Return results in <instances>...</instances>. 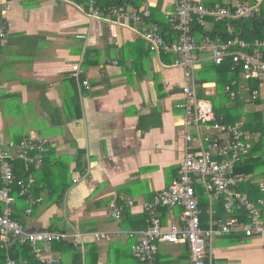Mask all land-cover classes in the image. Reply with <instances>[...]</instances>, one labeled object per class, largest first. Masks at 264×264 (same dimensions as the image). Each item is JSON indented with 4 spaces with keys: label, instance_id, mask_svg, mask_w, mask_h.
<instances>
[{
    "label": "crops",
    "instance_id": "0c3cea01",
    "mask_svg": "<svg viewBox=\"0 0 264 264\" xmlns=\"http://www.w3.org/2000/svg\"><path fill=\"white\" fill-rule=\"evenodd\" d=\"M138 4L151 10L159 6L157 17L172 27L174 0ZM3 12L7 37L0 45V139L4 145L28 136L47 139L72 181L59 206L44 202L46 191L39 193L41 202L25 216L24 227L56 226L58 232L80 234L145 230L141 204L170 185L183 159L182 110L176 108L183 99L182 70L174 61L168 63L162 55L167 53L157 57L148 50L138 37L139 25L91 20L85 6L74 0H8ZM164 36L176 43L172 34ZM75 65L87 88L69 77ZM197 92L206 99L215 95L216 86L198 85ZM78 151L85 165L82 174L74 169ZM263 174L264 168L246 175L239 190L262 194L258 185ZM119 196L132 199L135 207L117 223L108 216V203ZM198 197L200 206L201 199L208 205L203 229L227 220L216 214L221 203L210 205L201 189ZM179 214L177 208L165 209L159 218L165 226L178 223ZM134 241L112 235L95 243L87 237L81 245L72 243V252L51 249L50 254L56 264H143L131 254ZM187 249L185 244L158 245V264H190L189 253L182 256ZM207 251L216 264H264V235H223L213 238Z\"/></svg>",
    "mask_w": 264,
    "mask_h": 264
},
{
    "label": "built area",
    "instance_id": "2783aa9c",
    "mask_svg": "<svg viewBox=\"0 0 264 264\" xmlns=\"http://www.w3.org/2000/svg\"><path fill=\"white\" fill-rule=\"evenodd\" d=\"M224 7L208 8L200 0H174L170 22L176 32V43H169L160 31L148 24L151 12L149 6L130 8L128 5L99 8L95 0L89 2L87 16L91 20H123L141 27L138 37L155 56L169 53L175 57L173 66L182 70V102L176 108L182 110L181 127L184 129L183 159L176 178L170 185L157 193L151 202L141 204L147 216L148 227L142 231L57 232L48 230H27L23 224L11 217L15 203L13 187L19 188L18 195L27 198L26 215L31 207L41 202L33 198L31 189L35 181L31 175L26 180H17L13 173L15 159L27 166L40 167L51 143L38 136L22 138L18 143L3 144L0 139V248L8 251L13 242L31 248V255L38 264H56L51 253L54 243L71 242L81 245L85 238L98 243L110 236H126L135 239L131 254L139 262L157 264L158 245L185 244L189 250L190 264H216L211 260L207 244L216 237L232 232H241L246 238L264 235V200L252 201L239 188L247 182V176L236 172V167L252 156L255 135L243 129L241 120L233 125L217 122L210 100L199 97L196 74L201 63L210 61L221 66L232 60V70L239 73L245 83L234 80L224 87L225 96L233 101L240 96L245 105H252L260 98V89H251L248 83L264 85V40L249 44L242 40L221 41L203 36L200 41L193 35V27L207 28V20L252 19L260 11L261 0L256 3L227 0ZM8 0H0V45L6 42L7 23L2 18ZM84 38V37H78ZM117 64V61L113 62ZM69 77L79 88H87L88 82L81 80L79 65L72 67ZM193 130L190 133L189 130ZM264 194V182L259 183ZM198 189H201L210 205L221 203L228 216L225 221L211 223L207 229L200 225L201 209ZM135 207L132 199L119 196L108 203V216L119 223L127 209ZM179 209L178 223L162 225L159 218L164 209ZM243 213V214H242ZM243 215V219L237 217ZM5 264H16L10 258Z\"/></svg>",
    "mask_w": 264,
    "mask_h": 264
},
{
    "label": "trees",
    "instance_id": "16d2710c",
    "mask_svg": "<svg viewBox=\"0 0 264 264\" xmlns=\"http://www.w3.org/2000/svg\"><path fill=\"white\" fill-rule=\"evenodd\" d=\"M241 2H246V0H240ZM249 3H256L257 0H248ZM77 5L83 4L88 9L90 0H74ZM96 6L99 8H106L111 6H122V5H133L134 8H139V0H115L112 4H107L108 2L105 0H95ZM200 3L208 8L215 7H224L228 4L227 0H200ZM159 5V4H158ZM159 6H156L154 9H150L151 16L148 21L152 26L153 24L158 27V30L162 34L163 37L166 33L172 34V40L175 41L176 32L170 26V23L166 19H160L157 17ZM87 13V12H86ZM211 27V28H210ZM193 35L196 37L198 41L201 40L203 36H210L212 39H220L221 41L228 40H242L249 44H252L256 41L264 40V0H261L260 11L259 13L253 17L252 19H238V20H227L222 22H214L212 20H207V28L204 29L195 25L193 27ZM166 40V39H165ZM167 56L169 59L168 63L172 64L175 60V57L172 54H162ZM196 80L198 85H202L205 83L213 82L216 86V93L213 96H207L206 99L210 100L213 104V110L215 113V117L218 123L222 125H233L238 123L239 121H243V129L249 133H252L256 137V143L253 146L252 156L245 161L244 163H240L236 167L237 173H242L243 175H249L253 173H262L264 168V110L263 111H252L250 113H245L243 111V107L245 105L243 99L238 96L235 100H229L224 94V87L229 84L231 81H238L239 83L243 82L238 72H234L232 70V60L227 59L221 66H216L211 62H204L201 64V67L197 70ZM251 89L259 90L260 86L258 82L248 83ZM203 98L202 96H199ZM257 105H264V100L258 99L255 103ZM21 139L16 141L18 143ZM53 147L49 148V151L45 155V160L43 164L36 168L34 166H27L23 162L15 159L12 162L13 173L17 180H26L29 175L32 176L35 183L31 189V195L33 198H38L39 193L42 191L47 192V198L44 202H47L48 205H56L59 206L63 201L66 190L71 185V177L67 176L66 168L64 167L61 160L55 159ZM49 155V156H48ZM80 151L77 152L75 159V170L82 174L84 171V163L81 160ZM53 156V159H51ZM48 157L50 159H48ZM264 178V174L262 175ZM2 184L0 183V188ZM257 189L254 187V190ZM242 190V188H241ZM240 190V191H241ZM13 196L15 198V203L11 207V217L13 220L24 225L23 221L25 219V211L28 208L27 198L20 197L18 195L19 188L14 185L13 187ZM252 201H256L258 199L264 200V195L255 191L254 196H249ZM43 202V201H42ZM35 206L31 207L32 211ZM1 208V206H0ZM201 216H200V225H203V221L207 218L208 205L205 199H201ZM162 211H165L162 210ZM216 214H218L220 218L228 219V216L225 214L223 208H216ZM243 214V213H242ZM124 215H122L123 217ZM147 225V216L143 215ZM240 219H243V215H238ZM263 219H264V211H263ZM214 218H217L214 216ZM203 227V226H202ZM56 226H50L47 229L48 231H57ZM62 231V230H61ZM60 231V232H61ZM58 232V231H57ZM63 232V231H62ZM235 233V232H232ZM229 233V234H232ZM224 234V235H229ZM223 236V235H222ZM234 236V235H233ZM242 235H236V238L239 240ZM245 237V236H244ZM246 238V237H245ZM51 249L55 252H72L74 250V246L71 242H62V243H54L51 246ZM185 253L188 255V249L186 252L182 254L185 257ZM80 258L79 255H75ZM10 258L15 261L16 264H38L34 261L33 256L31 255V248L28 244L20 245L15 242L11 244L8 251H4L0 248V264H5L6 259ZM189 259V255H188ZM80 264V261L78 262ZM144 264V263H143ZM158 264V258H157Z\"/></svg>",
    "mask_w": 264,
    "mask_h": 264
},
{
    "label": "rangeland",
    "instance_id": "374dc122",
    "mask_svg": "<svg viewBox=\"0 0 264 264\" xmlns=\"http://www.w3.org/2000/svg\"><path fill=\"white\" fill-rule=\"evenodd\" d=\"M260 99L264 100V85L261 86L260 89ZM264 110V105H257V104H252V105H244L243 111L245 113H250L252 111H263Z\"/></svg>",
    "mask_w": 264,
    "mask_h": 264
}]
</instances>
